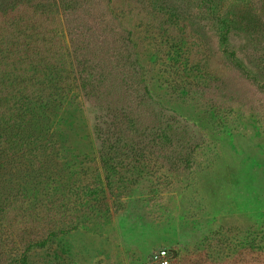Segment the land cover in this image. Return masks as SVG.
<instances>
[{
	"label": "rangeland",
	"instance_id": "rangeland-1",
	"mask_svg": "<svg viewBox=\"0 0 264 264\" xmlns=\"http://www.w3.org/2000/svg\"><path fill=\"white\" fill-rule=\"evenodd\" d=\"M0 264H264V0H0Z\"/></svg>",
	"mask_w": 264,
	"mask_h": 264
},
{
	"label": "built area",
	"instance_id": "built-area-1",
	"mask_svg": "<svg viewBox=\"0 0 264 264\" xmlns=\"http://www.w3.org/2000/svg\"><path fill=\"white\" fill-rule=\"evenodd\" d=\"M162 253H163V255H166V252L165 251H163Z\"/></svg>",
	"mask_w": 264,
	"mask_h": 264
}]
</instances>
